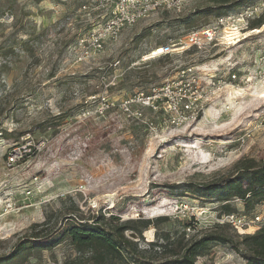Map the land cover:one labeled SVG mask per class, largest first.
I'll return each instance as SVG.
<instances>
[{
  "label": "rangeland",
  "instance_id": "rangeland-1",
  "mask_svg": "<svg viewBox=\"0 0 264 264\" xmlns=\"http://www.w3.org/2000/svg\"><path fill=\"white\" fill-rule=\"evenodd\" d=\"M238 2L190 0L180 13L160 10L80 61L81 39L110 15L101 0H0V264H96L69 238L9 259L20 240L43 230L44 238L52 236L69 217L128 223L138 231L127 230L126 237L149 249L166 236L187 242L232 235L223 225L227 214L248 222L264 216V203L247 210L238 198L224 202L185 191L264 158V25H248L235 44L221 40L160 55L221 17L264 4L252 0L219 15ZM263 16L258 11L250 23ZM238 17V27L246 28ZM189 67L217 90L191 123L175 127L163 111L126 105ZM233 74L239 88L220 91L218 81ZM24 150L23 160L11 165L10 154ZM262 227L251 224L243 235ZM196 264L247 263L217 244Z\"/></svg>",
  "mask_w": 264,
  "mask_h": 264
},
{
  "label": "trees",
  "instance_id": "trees-1",
  "mask_svg": "<svg viewBox=\"0 0 264 264\" xmlns=\"http://www.w3.org/2000/svg\"><path fill=\"white\" fill-rule=\"evenodd\" d=\"M251 1L239 0L234 6L220 8L219 15L234 7L245 6ZM211 11L215 13L214 9ZM260 19L256 23H251L252 29L257 28L256 25L259 27L264 25V18L259 23ZM185 191L199 197L211 198L216 195V198L224 202L238 198L245 203L247 210H253L257 205L264 203V158L258 163L243 164L235 175L208 185H192ZM69 218L71 219H66L63 228L52 236L45 235L44 238L43 234L46 231L43 230L20 240L15 254L9 259L12 261L27 249L54 248L69 238L79 252L91 253L96 264H114L120 261H127L130 264H196L199 256L217 244L240 254L247 264H264V227L253 235H240L231 226L223 224L234 233L232 235L225 232L210 233L187 242L185 238L173 242L166 236V243L152 242L149 249H140L138 242L126 237L127 230L138 231L135 226H129L128 223L114 226L104 221L103 216L92 218L94 222L86 219L77 222L72 217ZM148 225L149 222H146L145 227Z\"/></svg>",
  "mask_w": 264,
  "mask_h": 264
},
{
  "label": "built area",
  "instance_id": "built-area-1",
  "mask_svg": "<svg viewBox=\"0 0 264 264\" xmlns=\"http://www.w3.org/2000/svg\"><path fill=\"white\" fill-rule=\"evenodd\" d=\"M190 0H101L103 8H109V17L104 24L93 31L87 38L80 41L83 59L92 54L100 53L109 42H116L122 32L135 26L138 22L148 18L151 14L160 10L164 12L180 13L184 11ZM245 12L239 14L247 21V27H238V16L228 15L217 20L214 26L201 31L191 32L187 42L184 44H170L160 49V55L174 54L190 47L201 48L205 44L219 43L221 40L228 44H235L240 41L239 35L248 28L250 20L256 16L258 11L264 12V4L254 7H247ZM239 16V17H240ZM238 17V19H239ZM233 41V42H232ZM195 67L180 70L176 76L167 78L160 86L154 87L149 94L140 93L138 99H130L126 105L141 102L154 112L163 111L170 125L181 127L194 121L205 106L214 102L217 90L211 87L209 82H204L196 76ZM236 74L228 79L222 77L218 81L219 90L227 88H239L236 84ZM214 86V84L212 85ZM213 101V102H212ZM142 116V113H138ZM26 150L14 151L8 160L11 165L23 160ZM13 209L11 201L5 203V210L10 212ZM226 224L233 227L238 234L243 235L251 224L264 225V216H256L248 222L244 216L231 213L224 216ZM188 230H192L188 228Z\"/></svg>",
  "mask_w": 264,
  "mask_h": 264
}]
</instances>
